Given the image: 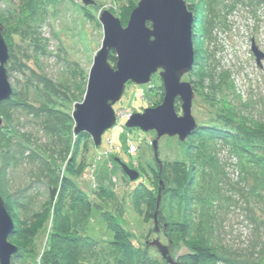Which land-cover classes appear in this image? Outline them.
<instances>
[{
  "label": "rangeland",
  "instance_id": "obj_1",
  "mask_svg": "<svg viewBox=\"0 0 264 264\" xmlns=\"http://www.w3.org/2000/svg\"><path fill=\"white\" fill-rule=\"evenodd\" d=\"M35 1L38 3L32 16L35 17L23 19L24 7H32L29 0H0V25L9 55L6 65L8 80L14 98L20 103L9 111V117L0 113V136L9 138V141L2 142L0 137V195L1 192L9 195L21 236L27 235L21 237L22 241L9 239V243L22 245L27 251L35 247V263L40 264L52 228L51 217L44 216L42 224L40 215L48 211L49 191L67 169L68 157H65L64 148L71 131L67 117L76 104L72 101L69 104L66 99L70 100L75 94V86H79L82 78L88 77L93 58L101 48L103 30L100 15L107 11L119 19L122 27H126L139 0H89L92 3L88 6L82 0ZM198 2L195 0L196 6H203L204 2ZM262 2L259 7H250L248 1L240 4L216 0L213 4L217 14L216 26L211 30L210 40H201L197 28L193 46L196 56L197 46H202L203 52L209 56L207 65L210 69L217 74L229 75L231 91L225 99L227 104L264 126V59L258 66L251 51L253 42L264 55V0ZM182 81H186V77ZM45 84H50L60 96V100L53 97L52 102L58 108L64 106L65 110L60 108V111L66 116L57 111L59 113L55 112L51 117L40 111L48 101ZM163 95L158 75L152 76L145 86L128 83L121 100L113 107L118 118L115 126L103 134L100 150L93 151L89 136L83 140V151L78 155L82 163H77L75 175L71 176L77 186L89 194L97 189V185L113 191L116 203L103 205V211H109L125 222L124 227L132 235L133 246L143 247L146 241L158 240L169 248L170 257L177 261L179 256L188 252L187 243L173 245L161 227L158 226L159 232L156 233L152 221L145 222L142 214L130 211L129 207L123 210L121 206L123 195L135 191L141 183L149 182L152 187L159 181L165 188L162 179L168 176L164 173L166 164L184 158L177 138L165 137L158 142V165L151 147L156 134L125 128L126 121L133 114L161 105ZM202 103L201 99L196 101L195 96L191 113L198 126L205 119ZM177 113L181 115L180 104ZM127 115L131 116L127 118ZM106 149L108 151L103 155ZM220 157L228 160L226 177L237 190L223 186L219 200L211 208L209 219L213 241L225 249L229 258H256L262 254L260 252L264 253V193L256 198L248 197L244 184L239 181L240 172L235 160L227 159L225 151L220 152ZM116 159L139 172L141 178L138 183L123 181ZM33 232L37 233L29 238ZM86 235L99 241L111 239L96 213L87 226ZM147 249L157 252L155 248ZM100 250L99 264H116L115 250L109 245L100 247ZM159 260L163 264L161 257Z\"/></svg>",
  "mask_w": 264,
  "mask_h": 264
},
{
  "label": "trees",
  "instance_id": "obj_2",
  "mask_svg": "<svg viewBox=\"0 0 264 264\" xmlns=\"http://www.w3.org/2000/svg\"><path fill=\"white\" fill-rule=\"evenodd\" d=\"M183 1L187 10L194 14L193 37L194 32L199 28V38L210 40L211 30L216 26L217 14L214 8L216 0H197L198 3L204 2L203 6H196L195 0ZM231 1L240 4L248 1L250 7H259L263 3V0ZM29 3L32 7L29 5L24 7L23 19H28L35 13L38 3L35 0H29ZM193 37L192 41H194ZM197 47L198 55L194 56V66L186 81L190 82L196 101L202 100L205 119L184 143L178 142L179 148L184 151V158L167 163L164 168V173L168 176L162 179L165 188L161 191V203L157 212L158 226L173 245L179 242L188 244V252L178 257L177 264H264L263 252H260L262 254L256 258L233 259L225 254L223 247L213 241L211 218L209 219L211 208L219 200V192L223 186L228 185L231 189L237 190L226 177L228 160L221 158L220 152L225 151L227 159L235 160V166L240 172L239 181L244 184L247 196L260 197L264 193V126L244 117L239 109L227 104L225 99L227 93L231 91L229 75L217 74L215 70L210 69L207 65L209 56L203 52L202 46ZM109 62L111 66L116 64L113 52L109 55ZM80 82L79 86H75V94L70 100L66 99L69 104L72 101L75 105L83 100L87 78H82ZM44 88L47 91L48 101L40 111H45L51 117L55 112H62L66 116L65 112L60 111L65 110V107L60 106L62 108L60 109L52 102L53 97L60 98L57 92L50 84H45ZM14 97L13 93L9 101L0 103L1 115L9 117V111L20 105ZM178 103L175 102L176 112H179ZM241 108L245 109V106ZM67 118L71 129L64 148L65 157H68L67 169L60 178H57L55 186L49 191L48 211L45 215H40L42 224L46 215L48 218L51 217L52 221L51 236L41 256L40 264H99L98 252L101 251L100 247L105 245L115 250V257H118L116 264H160V256L157 252L145 246L138 248L133 246L132 235L125 229V222H121L109 211H103V205L108 206L113 201L116 203L112 190L97 185V189L89 194L74 182L71 175H75L74 169L77 163H82L79 162L78 155L83 151L81 143L87 140L88 136L86 134L74 136L71 115ZM0 137L3 139L2 142L9 141L5 135ZM91 147L94 151L93 144ZM122 179L125 183H129L124 176ZM148 184L141 183L135 191L125 193L121 206L123 210L129 207L130 211L134 210L139 215L142 214L143 221L153 222L160 183L157 181L152 187ZM27 191L28 189L24 190V193ZM1 193L0 197L14 224V231L9 239L22 241L21 237L27 235L21 236L9 195L6 192ZM95 213L102 219L106 232L111 238L110 241H99L86 235L87 226L93 221ZM33 233L29 238L37 232ZM16 247L18 252L11 259V264H36L35 247L28 251L23 249L22 245Z\"/></svg>",
  "mask_w": 264,
  "mask_h": 264
},
{
  "label": "water",
  "instance_id": "obj_3",
  "mask_svg": "<svg viewBox=\"0 0 264 264\" xmlns=\"http://www.w3.org/2000/svg\"><path fill=\"white\" fill-rule=\"evenodd\" d=\"M82 2L85 6L92 3L89 0ZM194 21V14L187 10L183 0H139L126 27L121 26L118 18L104 11L99 18L103 30L101 48L88 72L83 100L74 106L71 114L73 135L86 134L94 149L100 150L103 134L116 124L113 107L121 100L126 85L145 86L152 76L158 75L164 91L162 104L154 109H144L141 114H133L126 121L125 128L156 134L151 147L158 165L157 148L162 138H177L184 143L198 128L191 113L195 92L190 82L182 81L194 66ZM2 30L0 25V103L9 101L13 95L6 70L8 48ZM251 51L260 66L264 55L253 42ZM111 52L115 55V66L109 62ZM176 101H179L181 115L175 111ZM115 162L130 184L139 182L141 175L138 171L119 159ZM160 185L153 214L156 233L159 232L157 212L164 188L161 182ZM13 231V221L0 197V264H11V259L18 252V248L8 241ZM144 246L155 248L163 264H177L170 257L169 248L158 240L146 241Z\"/></svg>",
  "mask_w": 264,
  "mask_h": 264
},
{
  "label": "built area",
  "instance_id": "obj_4",
  "mask_svg": "<svg viewBox=\"0 0 264 264\" xmlns=\"http://www.w3.org/2000/svg\"><path fill=\"white\" fill-rule=\"evenodd\" d=\"M122 116V115H121ZM131 115H127L126 117L129 118ZM118 119V118H117ZM108 150H104L103 152V155H106L105 153L107 152Z\"/></svg>",
  "mask_w": 264,
  "mask_h": 264
},
{
  "label": "flooded vegetation",
  "instance_id": "obj_5",
  "mask_svg": "<svg viewBox=\"0 0 264 264\" xmlns=\"http://www.w3.org/2000/svg\"><path fill=\"white\" fill-rule=\"evenodd\" d=\"M187 78V77H186ZM179 102V101H178Z\"/></svg>",
  "mask_w": 264,
  "mask_h": 264
},
{
  "label": "clouds",
  "instance_id": "obj_6",
  "mask_svg": "<svg viewBox=\"0 0 264 264\" xmlns=\"http://www.w3.org/2000/svg\"><path fill=\"white\" fill-rule=\"evenodd\" d=\"M117 122V121H116Z\"/></svg>",
  "mask_w": 264,
  "mask_h": 264
}]
</instances>
